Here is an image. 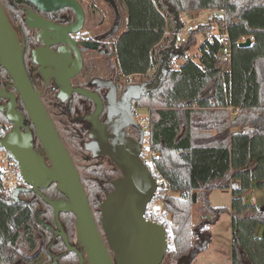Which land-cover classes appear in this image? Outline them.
I'll return each instance as SVG.
<instances>
[{"label":"trees","instance_id":"16d2710c","mask_svg":"<svg viewBox=\"0 0 264 264\" xmlns=\"http://www.w3.org/2000/svg\"><path fill=\"white\" fill-rule=\"evenodd\" d=\"M115 1L122 19L128 15L127 28L115 37L117 65L129 79L140 75L148 81L172 45L176 18L170 5L179 14L226 10L234 44L231 64L221 57L217 42L205 39L198 61L187 60L179 69L166 67L159 87L136 106L150 110V146L160 154V172L170 183L164 226L173 243L167 255L178 261L202 237L211 242L210 226L229 209L210 202L211 193L222 190L232 193L233 264H264V211L249 198L255 190L264 193V0ZM251 35L255 39L250 45L238 43ZM196 43L194 33L188 47ZM152 64L156 70L150 74ZM71 138L67 136L66 147L90 204L99 206L117 171L92 164ZM3 180L0 172V264L50 262L52 248L60 251L65 244L36 214L55 224L52 206L35 192L13 199ZM43 192L49 198L62 196L55 186ZM74 218L73 213H60L68 230L74 228Z\"/></svg>","mask_w":264,"mask_h":264},{"label":"water","instance_id":"95a60500","mask_svg":"<svg viewBox=\"0 0 264 264\" xmlns=\"http://www.w3.org/2000/svg\"><path fill=\"white\" fill-rule=\"evenodd\" d=\"M107 1L116 11L118 28L121 23L118 5L115 0ZM35 2L43 9L48 7L49 10L70 7L77 15V21L73 23L70 31L77 32L83 28L85 14L78 0ZM170 7L176 18L177 33L180 14L172 5ZM251 43L252 41L248 39L241 45L248 46ZM175 44L174 35L172 45L166 50L153 78L143 83L129 85L123 93L122 101L126 100L131 104L159 87L164 78L165 68L170 67ZM23 50L24 46L21 45L0 0V65L9 71L46 153L45 156L34 148L30 129L26 127V132L21 129V114L15 110V106H8L6 115L15 125L10 132L3 137L0 136V148L5 149L18 161L25 182L24 186L13 190V199L19 200L20 194L26 192L33 191L39 194L52 206L58 227L56 234L60 233L69 250H74L75 247L64 231L60 213H73L77 238L86 251L90 264H162L169 250L167 229L162 223L147 221L144 217L147 205L157 191L156 179L141 156L144 134L140 141H137L127 137L123 128H117L112 143H105L102 152L96 151L95 144H87V148L93 150L94 154H107L121 172V176L113 180L114 190L109 192L100 204L101 225L107 234L110 247L115 252L113 260L99 231L80 172L42 101L41 93L34 88L27 74ZM70 79L71 76L57 77L61 87L59 96L63 100L73 90ZM74 90L99 102V97L90 90L83 88ZM1 109L4 108L0 107ZM46 157L50 164L46 162ZM52 184L56 185V189L64 197L49 198L45 195L43 189L49 188ZM261 209L264 211V205ZM36 217L48 229L52 228L40 219L38 213ZM207 246V240L202 237L201 241L195 243L190 252L179 258L175 264H192L200 251ZM78 254L82 264L85 259L83 252ZM46 264H61L59 256L52 255V261Z\"/></svg>","mask_w":264,"mask_h":264},{"label":"flooded vegetation","instance_id":"af4514ba","mask_svg":"<svg viewBox=\"0 0 264 264\" xmlns=\"http://www.w3.org/2000/svg\"><path fill=\"white\" fill-rule=\"evenodd\" d=\"M78 1L83 6L85 18L82 21L83 28L76 36L75 32L70 30L77 21V15L70 7L49 10L47 5L43 9L35 0H1L20 43L24 46L27 74L34 88L41 93L42 101L63 142L65 143L67 136L71 135V139L78 141L81 152L92 160V164H101L111 171H117L116 175L109 179L113 188L108 194L114 190L113 180L121 176V172L107 154H94L93 150L87 148V144H95L96 151L102 152L105 143H112L117 128H123L127 137L140 141L144 130L136 116L135 109L138 107L136 102L130 104L126 100L122 101V96L129 85L148 80L134 81L133 78L129 79L121 74L114 55L115 37L120 27L116 28L117 16L113 6L105 0L112 9L109 14L101 10L96 0H87L86 3L85 0ZM86 26L90 27L87 35L84 33ZM62 76H71L73 89L65 100L59 96L61 87L57 81V77ZM75 88L92 91L99 97V102L79 93ZM8 106H15V110L22 116L21 129L25 132L26 127L30 129L34 148L45 155L21 94L15 87L9 71L0 65V107L4 108L0 110L2 137L15 125L6 115ZM46 162L50 164L47 157ZM53 186L56 187L55 184L50 187ZM60 197L64 196L57 198ZM102 201L99 206L91 204V207L103 240L115 260V252L110 247L107 234L101 225ZM62 223L64 231L68 230L67 224ZM48 225L52 226L49 230L53 232V236L63 240L60 233L56 234L57 223ZM67 235L75 249L69 250L63 240L65 248L62 246L58 252L52 248L51 256H59L61 264H81L78 253L83 252L85 259L82 264H90L86 251L77 238L75 218L74 228L69 229ZM170 261L166 258L162 264H175Z\"/></svg>","mask_w":264,"mask_h":264},{"label":"built area","instance_id":"2783aa9c","mask_svg":"<svg viewBox=\"0 0 264 264\" xmlns=\"http://www.w3.org/2000/svg\"><path fill=\"white\" fill-rule=\"evenodd\" d=\"M204 11L205 13L200 16V14ZM225 15V9H207L200 11L199 13H193L190 11L180 13L179 31L177 33H175V31L173 32V36H176V44L173 55L170 58V67L173 69H179L187 60H199L201 56L199 44L202 41L197 39L194 49H192L193 46L190 48L188 47L191 36L194 33L197 36L199 31L204 32L205 39L218 43L220 46L219 53L221 57L226 63L231 64L234 44ZM203 16L206 17L202 18ZM202 25H207V28L205 30H201ZM79 33L80 32L77 31L75 32V35L78 36ZM248 39L253 41L255 37L253 35L243 36L238 43L241 44ZM155 70L156 65L152 64L148 73L151 74ZM138 109L139 108L135 109L137 117H139ZM140 123L142 124L144 130V142L141 156L145 164L150 169L152 175L155 177L157 183L155 197L148 203L144 217L147 221L162 223L164 225V223L169 219V211L166 205L165 197L170 193V183L160 172L157 163L160 159V154L150 146L149 121L144 118L140 120ZM0 172L4 177L2 186L7 191L12 193L14 189L25 185L18 161L3 148H0ZM168 241L170 246L173 243L171 235H168Z\"/></svg>","mask_w":264,"mask_h":264},{"label":"rangeland","instance_id":"374dc122","mask_svg":"<svg viewBox=\"0 0 264 264\" xmlns=\"http://www.w3.org/2000/svg\"><path fill=\"white\" fill-rule=\"evenodd\" d=\"M97 3L99 4V7L101 10L106 11L107 13L111 14V7L109 6V3H107L105 0H96ZM87 0H85V3ZM205 13L202 12L200 16H202ZM122 16V15H121ZM206 16H203L204 18ZM112 18V17H111ZM201 18V20H202ZM200 20V21H201ZM128 24V15L123 14V19L121 17V23L119 25V32L117 35L121 32H123L127 28ZM90 29L89 26H86L84 29L85 35H87L88 30ZM197 39L199 41L205 40V34L203 31H199L197 33ZM195 48V45H193V48ZM156 72V71H155ZM134 81H144L145 76H136L132 77ZM139 113V120L141 119H148L150 115V110L147 107H140L138 109ZM258 194V199L257 203L261 204V202L264 201V193L259 190H255L249 195L250 200H255ZM256 201V200H255ZM210 202L216 206V207H225L229 208L230 206V195L226 191L222 190H215L211 195H210ZM39 215V214H38ZM230 211L225 209L218 217L217 222H215L212 226H210V232L212 235V240H211V246L207 250H202L198 254L196 260L192 264H209L208 262V256L213 255L214 252H223L225 255L228 256V253L231 252L232 249V239H233V232H232V227H231V217H230ZM195 237V236H194ZM58 252V251H56ZM167 258H169L172 263H176L177 261H173L171 255H167Z\"/></svg>","mask_w":264,"mask_h":264},{"label":"crops","instance_id":"0c3cea01","mask_svg":"<svg viewBox=\"0 0 264 264\" xmlns=\"http://www.w3.org/2000/svg\"><path fill=\"white\" fill-rule=\"evenodd\" d=\"M214 192V191H213ZM212 192V193H213ZM227 193H229V195H230V206H228L229 207V211H230V217H231V227H232V213H231V210H230V208H231V204H232V193H231V191H226ZM211 193V194H212ZM257 195V197H255L256 199V201L255 200H251V201H253V202H255V203H257V201H259V199H258V194H256ZM257 204H259V203H257ZM260 206H263L264 205V201L263 202H261V204H259ZM213 225V224H212ZM211 225V226H212ZM212 236V235H211ZM211 240H212V237H211ZM201 241V240H200ZM200 241H197L196 243H198V242H200ZM232 242V241H231ZM211 246V242L208 244V246L206 247V248H204L203 250H207V249H209V247ZM208 262H209V264H233V261H232V249H231V252H229L228 253V256L227 255H225L223 252H221V251H219V252H214V254L213 255H210V256H208Z\"/></svg>","mask_w":264,"mask_h":264}]
</instances>
